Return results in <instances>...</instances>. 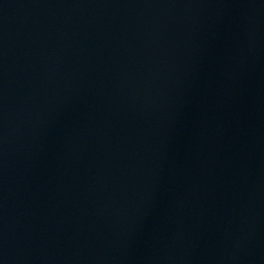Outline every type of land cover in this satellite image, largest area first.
I'll list each match as a JSON object with an SVG mask.
<instances>
[{
	"label": "water",
	"instance_id": "obj_1",
	"mask_svg": "<svg viewBox=\"0 0 264 264\" xmlns=\"http://www.w3.org/2000/svg\"><path fill=\"white\" fill-rule=\"evenodd\" d=\"M0 264H264V0H0Z\"/></svg>",
	"mask_w": 264,
	"mask_h": 264
}]
</instances>
